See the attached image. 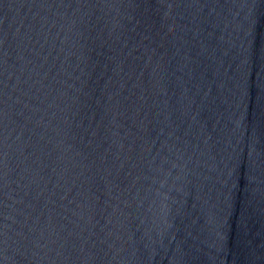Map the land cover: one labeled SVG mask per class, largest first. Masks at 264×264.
Instances as JSON below:
<instances>
[{
	"label": "water",
	"instance_id": "water-1",
	"mask_svg": "<svg viewBox=\"0 0 264 264\" xmlns=\"http://www.w3.org/2000/svg\"><path fill=\"white\" fill-rule=\"evenodd\" d=\"M0 264H264V0H0Z\"/></svg>",
	"mask_w": 264,
	"mask_h": 264
}]
</instances>
